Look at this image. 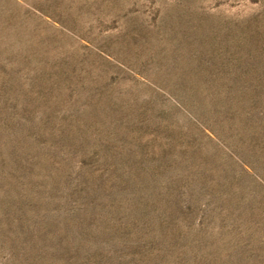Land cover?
<instances>
[{"label":"rangeland","instance_id":"rangeland-1","mask_svg":"<svg viewBox=\"0 0 264 264\" xmlns=\"http://www.w3.org/2000/svg\"><path fill=\"white\" fill-rule=\"evenodd\" d=\"M0 264H264V0H0Z\"/></svg>","mask_w":264,"mask_h":264}]
</instances>
